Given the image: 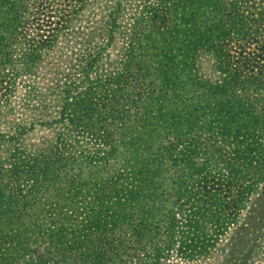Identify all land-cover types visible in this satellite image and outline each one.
Listing matches in <instances>:
<instances>
[{"label":"trees","instance_id":"1","mask_svg":"<svg viewBox=\"0 0 264 264\" xmlns=\"http://www.w3.org/2000/svg\"><path fill=\"white\" fill-rule=\"evenodd\" d=\"M126 1L0 0V103L5 109L3 113L8 112V120L13 122L1 136L15 141L27 132L38 131L36 147L30 150L23 143L16 144L7 161L0 165V173L7 175L8 191H12V195L3 196L31 217L26 226L13 227L10 242L18 248L15 237L23 243L30 237H40L39 234L54 236L55 251H61L58 255L54 252L52 258L37 254L36 261L29 264H102L106 260L110 264H124L118 252L108 254L105 250L119 247L121 241L128 239L122 238L127 227L147 229L149 225L143 220L150 212L146 209L157 197L151 189L158 184L157 178H166L159 174L165 161L170 157L175 160L166 149L171 148V142L161 145L160 134L149 127L152 124L147 121L152 117L147 104L155 99L140 90L141 83H133L127 72L129 79H122L123 83L127 81L126 88L108 91L107 84L112 79L94 71L103 46L114 37ZM136 1L133 12L141 16L133 22L140 27L145 16L151 33L160 35L157 40L162 44H172L169 39L178 30L172 7L186 3L190 5L188 13L205 8V33L196 30L194 34H182L186 43L180 47L183 52L179 62L181 68L186 66L182 57L188 56L186 49L191 46H205V51L213 54L218 73L205 84L206 99L213 100L207 104L209 119L205 128L212 132L219 128L230 140L228 143L240 148L231 149L237 151L234 155L223 153L222 158L219 149L216 163L197 175L198 181L204 186L210 182L213 192L218 191L219 185L222 187V182L227 193L246 187L263 199L264 186L258 182L264 178V109L250 114L252 124L244 129L243 115L248 111L242 109L233 90L251 86L260 93L264 91V0ZM138 26L133 27L135 31ZM132 35L127 51L132 48L135 56L147 43L141 41L140 32ZM190 35L197 40L193 41ZM96 37L99 41L94 40ZM143 37L148 39V35ZM138 72L135 75L147 76L145 71ZM261 96L264 99V93ZM193 108L202 107L195 104ZM175 118L166 124H154L162 135L177 138L183 147L178 152L197 153L201 142H187L179 137L180 121ZM130 120L135 122L131 127ZM132 132L135 136L129 135ZM220 160L224 166L218 165ZM173 180L163 190L166 195H162L171 198L170 204L176 210L167 215L170 227L167 225L163 234L156 235L163 246L150 245L148 235H137L141 240L136 244H142L138 246L142 255L135 260L141 262L135 264H158L167 259L174 242H179L176 236L187 239L175 249L181 258L189 260L195 253L210 251L214 237L209 236L207 242L198 222L199 214L185 199H178L185 191L188 195L198 193L200 187L175 176ZM240 206L239 200H232L231 208L236 212L232 216L228 213L224 223H216V231L231 228L239 234L251 227L253 215L242 216ZM261 215H255V227L260 224ZM132 217L137 218V223L130 220ZM66 233L71 239L65 244ZM238 241L244 248L252 245L250 237L240 236ZM46 242L48 245L51 238Z\"/></svg>","mask_w":264,"mask_h":264},{"label":"rangeland","instance_id":"2","mask_svg":"<svg viewBox=\"0 0 264 264\" xmlns=\"http://www.w3.org/2000/svg\"><path fill=\"white\" fill-rule=\"evenodd\" d=\"M153 1L155 2L156 0H150V2ZM135 3H137L136 0L126 1L123 11L119 14V25L115 28L114 37L103 46L104 49L99 59L96 61L94 71L100 76H108L112 79L107 84L108 91H113L116 88H120L119 91H123L127 86L125 85L127 81L123 83L122 79L126 77L127 72L128 74L130 73L132 82L136 80L135 82L141 83L140 90L146 92V94L155 99L151 102L148 101L147 104V107H149L147 111L152 117V119L147 121L152 124V126L149 125V127L156 128L160 134L159 143L161 145L166 146L171 142V148L166 147V149L173 153L175 160H172V157L166 160L164 169H162L163 171L159 172V174L166 175V178L159 177L155 180L158 184H154L151 189L153 195H157L151 203L153 207H150V204L148 207L147 205L144 206V209L147 207L146 210L150 212L148 215H145L146 217L143 220L145 224L149 225L147 229H131V227H127V229L123 230L124 237L122 238L128 239L121 241L119 247L116 246V248L114 247L110 251L105 250L104 245V250L108 254H111L112 251L118 252L119 257L124 260V264H135L141 262L135 260L142 255V250L138 249V246L142 244H136L137 241L141 240L140 237H136L137 235L142 237L148 235L147 237H149L151 242L150 245L153 243V245L155 244L160 248L163 246V242L159 241L156 235L163 234L164 227L167 225H169L168 228L170 227L171 223L169 224L167 222V220H169L170 210L171 213L176 210L174 206L170 204L169 200L171 198L162 195H166L163 190H167L170 182L175 181L173 180V176H175L200 187L198 193L188 195L189 192L185 191V193H181V195L178 196V199H181V201L185 199L187 205H192L194 211L199 214V216H197L198 222L201 223V229L204 230L207 242H210V240L207 239L209 236L212 238L214 237V240L209 248V253H195L189 260H186L184 257H179V253H176L175 249L177 245L180 246L182 243L186 242L187 239L182 236H176V239H178L181 244L175 241L173 245L174 248L167 256V259L165 258L157 262L158 264H238L237 260H239V258L241 259L240 264H264V198L260 199L256 191L249 192L250 190L242 186V188L236 187L233 193H227L222 189V187L226 188V185L222 181V187L219 185L218 191L213 192L211 188H209L211 187V185H209L210 182L204 186L198 181L199 176L197 177V175L205 172L206 167L208 168L216 163L217 157L219 156V149L222 152V158L223 153L234 155V153L238 151V148H240L239 145L236 146L232 143H228L230 140L225 134L221 133L219 128H213V132L205 128V124L209 119L207 104L213 103V100L209 97L206 99L207 92H205V84H209L218 73L215 68L216 62L213 54L205 51V46H191L189 49H186V53L190 55L188 54L187 57H182L186 61V66L181 68L179 62L181 59L180 54L183 52V49L180 47H182V44L184 45L186 43L182 40V34H194L196 30L205 33V8L199 7L196 11L192 10L191 14L188 13V7L190 5L186 3H178L177 6L172 7V12L176 14L175 27L178 28V30L171 35L172 39H169L172 44L170 42L162 44V42L157 40L160 35L151 33V29L148 26L149 23L145 21V16H143L140 22V27L138 26V22H133L134 18L141 16L140 13L136 14V12H133V5ZM137 8H140V6L138 5ZM131 13H134L132 18L129 16ZM135 25L138 26L136 31L135 28H133ZM135 32L141 33L139 37L142 39L141 41L147 43V45L146 48L144 47L145 49L136 51V55L133 56V49L131 48L128 52L127 44L128 46L130 45L129 39L133 37L132 34ZM145 35H148V39L143 37ZM149 37L154 38V42L149 41ZM191 38L193 41L197 40L194 39L195 37ZM94 40L99 41V38L96 37ZM200 42L203 41L200 40ZM162 45L164 48L160 47ZM169 57L170 59H168ZM138 70L145 71L147 76L140 74L135 75L136 73H140ZM117 77L118 80L116 79ZM136 77L143 82H139ZM15 81L18 82V77ZM149 82H152V84ZM133 83L130 84L132 87L134 86ZM152 85H155V87ZM16 90L19 89L17 88ZM149 92L151 93L149 94ZM17 93L18 91L15 92V94ZM263 93L264 91L260 93L256 89L251 88V86L245 90H241L239 87L233 90V95L239 97L242 109L248 111L246 115H243L245 123L244 129H247L249 125L252 124L250 114L256 112L261 113L262 109H264V99H262L261 96ZM195 104L202 108H193ZM3 110L5 109L0 103V165L7 161L9 152L14 145L23 143L30 150L36 147L38 134V131L32 133L27 132L26 135L19 137L15 141L7 139L4 134V136H1V133H3L7 127L13 126V122L8 120L10 114L8 112L3 113ZM125 115L127 116V114ZM176 116L177 118H175ZM173 118H175V120L179 119L180 121L178 123L180 126L178 127L180 133L179 137L187 142L193 141L192 139H194L196 143L201 142V150L197 148V153L191 154L185 150H183L182 153L178 152V150L183 149V147L177 143V138H172V134L162 135L158 126L154 124H166ZM195 118H197V120ZM128 123L130 124L129 127L135 124L133 120H130ZM258 128L259 123L256 124L255 131H258ZM164 132H166V129ZM215 133H218V135ZM129 135L135 136L133 132ZM142 137L145 136L142 135ZM235 147H237V151L233 152L231 149ZM164 153H166V150ZM243 154L245 155V152H243ZM205 155H207L206 159ZM247 158H249V156H247ZM218 165L224 166V163L220 160ZM220 171L224 172L223 169H220ZM6 177L7 175L5 176L0 173V264L33 263L36 261L35 256L41 253H44L47 258L55 257L54 252L58 255L61 251H55L56 239L54 236L41 237V234H39L41 238L30 237L28 241H23V243L26 242L25 244L21 242V238L15 237L19 245L18 248L14 247L13 242H10L11 239L9 236L14 231L13 227L20 229L22 226H26L27 221H29L31 217L25 210L22 209L21 212L20 209L16 208L15 203L12 204L11 201L7 202V197L3 196V194L12 195V191H8V180ZM241 180L244 181L245 178ZM258 185L264 186V178L258 182ZM212 186L214 185L212 184ZM233 199L239 200L241 209L237 211L242 213V216L253 215L250 217L251 222H249V226L251 227L249 229L248 227L242 229L239 234L237 231H232L231 228L226 229L227 226L225 227L226 230L216 231V223H224L228 213L232 216L236 212L231 208ZM183 207H186V205ZM167 209H169L168 212H166ZM259 212L262 214L261 222L255 227L258 219L255 215H258ZM130 220L136 222L137 218L132 217ZM17 222L20 223L17 224ZM107 227L108 224L106 225V228ZM172 227L175 229L176 225ZM128 231H130V235ZM105 234H108V232H105ZM240 236L244 239L250 237L251 241L249 244L252 245L249 248H247L248 245L244 248L243 243L240 242L239 246L238 240ZM49 238H51V242L47 245L46 241ZM70 239L71 235L66 233L64 235L65 244ZM110 242L113 246L117 245V243L113 241ZM101 245H103V242H101ZM206 247L208 248L207 245ZM206 247L205 249H207ZM102 264H110V262L106 260L103 261Z\"/></svg>","mask_w":264,"mask_h":264}]
</instances>
